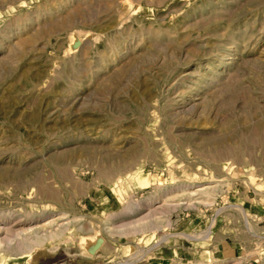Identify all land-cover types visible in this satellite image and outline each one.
<instances>
[{
  "label": "rangeland",
  "instance_id": "1",
  "mask_svg": "<svg viewBox=\"0 0 264 264\" xmlns=\"http://www.w3.org/2000/svg\"><path fill=\"white\" fill-rule=\"evenodd\" d=\"M250 258L264 0H0V264Z\"/></svg>",
  "mask_w": 264,
  "mask_h": 264
},
{
  "label": "built area",
  "instance_id": "2",
  "mask_svg": "<svg viewBox=\"0 0 264 264\" xmlns=\"http://www.w3.org/2000/svg\"><path fill=\"white\" fill-rule=\"evenodd\" d=\"M229 207H230V205H227V207L224 205V206L219 207L218 209H221V212H223V211L227 212L228 210L226 208H229ZM211 216H214V218L218 217V215L216 216V211ZM222 220H223V225H226V222L224 221L223 217H222ZM231 222H232V219H231ZM246 264H255V261H252L251 258H250L249 262H247Z\"/></svg>",
  "mask_w": 264,
  "mask_h": 264
},
{
  "label": "bare ground",
  "instance_id": "3",
  "mask_svg": "<svg viewBox=\"0 0 264 264\" xmlns=\"http://www.w3.org/2000/svg\"><path fill=\"white\" fill-rule=\"evenodd\" d=\"M201 190H203L202 188H200V189H197V190H195L194 192H196V191H201ZM191 193V195H195L196 193H192V192H190ZM199 202H202V203H207V202H203V201H199ZM192 205V204H191ZM190 204H189V206H191ZM206 205V204H205ZM170 206V205H169ZM153 210V209H152ZM206 234H207V232H205ZM205 233H202L201 235H203L202 237H204L205 236ZM8 239V238H7ZM206 239V238H205ZM208 239V238H207ZM9 240V239H8ZM213 256V255H212ZM16 261H17V259H15Z\"/></svg>",
  "mask_w": 264,
  "mask_h": 264
},
{
  "label": "crops",
  "instance_id": "4",
  "mask_svg": "<svg viewBox=\"0 0 264 264\" xmlns=\"http://www.w3.org/2000/svg\"><path fill=\"white\" fill-rule=\"evenodd\" d=\"M227 247V245H225ZM221 249L224 251V246L220 244Z\"/></svg>",
  "mask_w": 264,
  "mask_h": 264
}]
</instances>
